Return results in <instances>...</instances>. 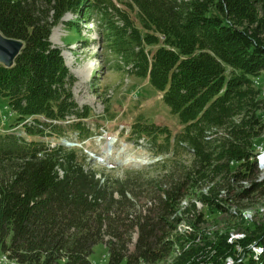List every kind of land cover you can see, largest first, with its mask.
Wrapping results in <instances>:
<instances>
[{
  "label": "trees",
  "instance_id": "obj_1",
  "mask_svg": "<svg viewBox=\"0 0 264 264\" xmlns=\"http://www.w3.org/2000/svg\"><path fill=\"white\" fill-rule=\"evenodd\" d=\"M112 10L120 23L108 19ZM68 13L77 15L71 30L94 16L107 22L109 49L130 73L147 78L178 117L176 134L144 116L130 127L131 138L149 142L157 155L171 153L167 162L118 177L89 168L83 148L60 142L71 134L86 140L101 124L92 107L76 101L77 78L51 41ZM0 31L24 44L12 66L0 63V96L14 114L0 131V248L7 258L93 264L94 248L103 244L107 264H155L172 251L184 201L186 214L196 215V201L203 204L201 219L264 197L257 159L264 0H0ZM49 137L59 141L52 145ZM164 165L165 173L148 176ZM245 231L240 253L227 234L192 248L184 263L201 252L190 264L228 257L264 264V224ZM253 242L263 247L258 259Z\"/></svg>",
  "mask_w": 264,
  "mask_h": 264
},
{
  "label": "rangeland",
  "instance_id": "obj_2",
  "mask_svg": "<svg viewBox=\"0 0 264 264\" xmlns=\"http://www.w3.org/2000/svg\"><path fill=\"white\" fill-rule=\"evenodd\" d=\"M118 6L123 13L127 14L125 10L128 9L124 5L118 4ZM110 14L108 19H114L120 23L118 19L120 13L112 10ZM128 14L137 22L135 13ZM76 17L77 15L67 14L63 18V23L54 27L51 39L62 50L68 67L77 78L73 88L76 101L80 106L92 107L101 124L98 130L93 127L95 133L86 140L78 143L77 137L71 134L60 142L66 146L83 148L87 154L89 168L105 169V172L118 177H124L135 170L148 167L158 160L167 162V156H171V153L157 155L156 148L149 142L131 138L130 127L137 117L144 116L157 124L169 126L172 133L176 134L182 127L178 117L170 112L162 100V93L154 89L148 79L139 78L130 73L119 55L109 49L106 40L107 22H102L98 16H94L90 20L80 22L78 31L71 30L67 24L74 22ZM156 48V46L148 47L152 50ZM259 78H261L258 79L261 85L260 98L264 100V72ZM95 81L97 82L93 88L92 84ZM13 118L14 114L8 108L7 100L0 96V131L4 130L5 124L8 125ZM96 122L90 119L88 124L94 126ZM48 140L52 145H56L59 141L53 137H49ZM259 140L261 142L258 146L262 143L264 146V135ZM174 157L189 162L187 156ZM258 165L260 167V164ZM166 167L164 165L156 171L152 169L147 174L159 176L166 172L164 171ZM259 169L261 170L260 180H263L264 167ZM195 203L196 207L193 211L196 215L192 212L184 213L188 207L187 201L182 203L179 224L170 237L173 243L172 251L168 257L155 264H190L192 260L199 261L201 252L192 255L186 263H184L185 255L192 248H201L208 240L217 242L222 235L227 234L228 243L236 245L240 253L242 249L239 243L247 234L245 226L264 224V197H257L253 202L242 205L229 203L226 213H206L201 219H197V216L205 211V208L201 202ZM204 237H206L205 240ZM136 239L137 234L133 236L132 249ZM250 247L256 253L255 258L258 259L259 254L263 252V247L257 246L255 242L250 244ZM208 248L211 249V246ZM91 259L93 264H107L108 251L105 245H96ZM241 260L238 258L236 263L228 257L223 264H240ZM0 264L18 263L7 258L0 248Z\"/></svg>",
  "mask_w": 264,
  "mask_h": 264
},
{
  "label": "water",
  "instance_id": "obj_3",
  "mask_svg": "<svg viewBox=\"0 0 264 264\" xmlns=\"http://www.w3.org/2000/svg\"><path fill=\"white\" fill-rule=\"evenodd\" d=\"M22 47L21 40L7 37L0 31V63L12 66Z\"/></svg>",
  "mask_w": 264,
  "mask_h": 264
},
{
  "label": "bare ground",
  "instance_id": "obj_4",
  "mask_svg": "<svg viewBox=\"0 0 264 264\" xmlns=\"http://www.w3.org/2000/svg\"><path fill=\"white\" fill-rule=\"evenodd\" d=\"M22 42V41H21ZM258 149H262V152L264 154V148L262 146H260ZM257 159H258V162L260 164V168H263L264 167V156L261 155V152L259 150V154L257 155ZM239 238V237H238ZM237 263V262H236Z\"/></svg>",
  "mask_w": 264,
  "mask_h": 264
},
{
  "label": "built area",
  "instance_id": "obj_5",
  "mask_svg": "<svg viewBox=\"0 0 264 264\" xmlns=\"http://www.w3.org/2000/svg\"><path fill=\"white\" fill-rule=\"evenodd\" d=\"M260 150V152H261V155H263L264 156V154H263V152H262V149H259ZM233 264V263H232Z\"/></svg>",
  "mask_w": 264,
  "mask_h": 264
}]
</instances>
